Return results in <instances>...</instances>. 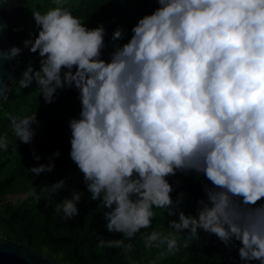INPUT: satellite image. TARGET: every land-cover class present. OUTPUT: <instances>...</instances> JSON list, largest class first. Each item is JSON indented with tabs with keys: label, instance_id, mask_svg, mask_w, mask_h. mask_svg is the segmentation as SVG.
I'll return each instance as SVG.
<instances>
[{
	"label": "clouds",
	"instance_id": "obj_1",
	"mask_svg": "<svg viewBox=\"0 0 264 264\" xmlns=\"http://www.w3.org/2000/svg\"><path fill=\"white\" fill-rule=\"evenodd\" d=\"M155 2L159 7L139 18L131 38L105 60L104 25L90 29L67 0H51L32 11L35 36L23 48H0V63L16 60L18 66L24 49L37 54L39 68L25 67L17 92L35 83L45 104L54 103L58 91H77L80 112L68 123L69 156L91 201L104 209L107 232L123 237L98 233V248L121 249L136 264L128 257L135 245L125 241L140 234L145 250H159L149 261L157 264L176 255L181 241L190 247L202 230L225 246L238 245L244 264H264V0ZM126 35L117 27L111 38ZM4 115L16 139L30 145L37 112ZM9 144L0 133V153ZM54 168L49 157L27 171L39 177ZM188 173L207 181L194 215L182 210L184 193L173 199L169 182ZM66 189L61 179L28 194L39 202L45 193L53 200ZM69 191L54 209L64 221L79 215L85 194ZM155 209L168 231L141 233L152 228Z\"/></svg>",
	"mask_w": 264,
	"mask_h": 264
},
{
	"label": "trees",
	"instance_id": "obj_2",
	"mask_svg": "<svg viewBox=\"0 0 264 264\" xmlns=\"http://www.w3.org/2000/svg\"><path fill=\"white\" fill-rule=\"evenodd\" d=\"M72 8L73 15L79 17L85 26L95 28L103 24L107 35V45L102 58L109 59L116 46L126 43L132 35L131 29L139 18L150 15L159 7L155 0H67ZM51 4V0H20L21 15L15 25L9 29V39L13 46L23 48V41L35 36V23L32 11L43 10ZM122 28L127 34L122 40H112L116 28ZM14 29H20L14 31ZM14 79L9 85L7 98L3 101V110L0 111V133H7L10 144L7 152L0 153V236L14 243H18L34 250L57 264H130L129 259L121 249L97 247V234L109 239H122V236L110 234L105 228L103 218L104 209L98 206V201H91V194L87 193L83 183V175L71 161L69 120L78 118L80 102L75 89L58 91L55 102L45 104L42 97L35 94L33 83L28 89L17 92L18 81L25 67L31 62L39 68L37 54H30L27 49L16 58ZM33 93L31 96L30 93ZM37 112L39 126L30 145L23 144L11 132L10 121L4 113L13 115H32ZM33 151L40 156V161L33 158ZM59 151L60 156L53 154ZM53 157L55 168L51 173L34 177L27 169L47 164L48 158ZM61 179H66L67 189L62 190L53 200L47 198V193L41 196L39 202L28 193L33 187L39 189ZM176 181L179 183L177 184ZM174 191L173 199L178 193H184V203L181 206L186 214H195L196 201L204 197L202 183H207L203 176L195 173L177 174L169 177ZM69 189L84 192V197L77 205L79 215L71 220L64 221L62 213L55 212L56 203L62 198L69 197ZM22 196L20 202H11L9 197ZM157 215L153 219V229L168 231L167 220L160 209H155ZM170 217L168 219H177ZM200 239H194L188 248L181 249L176 255L157 264H244L239 260L237 247L225 246L215 236H208L202 230ZM135 245L128 253L131 261L136 264H149L155 259L157 249L145 250L140 240V234L131 240L125 241ZM251 264H259L257 261Z\"/></svg>",
	"mask_w": 264,
	"mask_h": 264
},
{
	"label": "water",
	"instance_id": "obj_3",
	"mask_svg": "<svg viewBox=\"0 0 264 264\" xmlns=\"http://www.w3.org/2000/svg\"><path fill=\"white\" fill-rule=\"evenodd\" d=\"M20 0H0V48L7 51L13 46L9 39V29L13 27L21 15ZM15 61L0 63V100L7 98L10 83L14 79ZM0 264H57L44 255L18 243L0 236Z\"/></svg>",
	"mask_w": 264,
	"mask_h": 264
},
{
	"label": "rangeland",
	"instance_id": "obj_4",
	"mask_svg": "<svg viewBox=\"0 0 264 264\" xmlns=\"http://www.w3.org/2000/svg\"><path fill=\"white\" fill-rule=\"evenodd\" d=\"M7 200L11 201V202H20L23 200L22 196L19 197H9Z\"/></svg>",
	"mask_w": 264,
	"mask_h": 264
}]
</instances>
